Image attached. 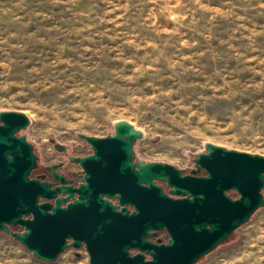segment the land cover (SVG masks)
Wrapping results in <instances>:
<instances>
[{
	"label": "rangeland",
	"instance_id": "1",
	"mask_svg": "<svg viewBox=\"0 0 264 264\" xmlns=\"http://www.w3.org/2000/svg\"><path fill=\"white\" fill-rule=\"evenodd\" d=\"M4 110L32 120L34 174L59 159L51 138L83 155L79 133L120 120L144 132L138 160L185 172L207 141L264 155V0H0ZM88 261L85 247L39 260L0 231V264ZM195 264H264V207Z\"/></svg>",
	"mask_w": 264,
	"mask_h": 264
},
{
	"label": "water",
	"instance_id": "2",
	"mask_svg": "<svg viewBox=\"0 0 264 264\" xmlns=\"http://www.w3.org/2000/svg\"><path fill=\"white\" fill-rule=\"evenodd\" d=\"M31 123L25 112H0V231L39 260L53 262L70 247H85L84 264H195L264 207L263 154L207 141L189 172L133 160L144 132L127 120L105 137L79 133L93 149L72 157L84 179L75 184L50 165L60 182L54 185L34 174L39 156L19 134ZM158 230L168 231L167 242L153 240Z\"/></svg>",
	"mask_w": 264,
	"mask_h": 264
},
{
	"label": "flooded vegetation",
	"instance_id": "3",
	"mask_svg": "<svg viewBox=\"0 0 264 264\" xmlns=\"http://www.w3.org/2000/svg\"><path fill=\"white\" fill-rule=\"evenodd\" d=\"M50 142L53 145L54 149L60 153L59 159L56 162H53L51 164L44 166L42 171L39 173H36V174H44L46 179L51 180L54 183V185H59L60 182H58L56 179H54L53 172L48 168V166H50V165H56V168H55L56 172L63 173L66 175L67 178L73 179L75 184L81 183L84 179L83 178L84 177L83 169L78 162L72 160V157H77V156L86 157V156L91 155L93 153V149H92L91 144L86 141V144L89 145V148H90L89 152L81 155V154L73 152L72 148L68 144L62 143L64 146H62V149L60 150V149H57L55 147V142H52V141H50ZM79 146H82V145L80 144ZM133 160H137V156H135V158ZM37 169H38V167H37ZM37 169L35 170V172L37 171ZM202 173H204V172H202ZM165 188H166V190H169L168 187H165ZM115 202H117V201L115 200ZM158 239H161V242H167L169 239L168 231L167 230H158V233L153 238V240L157 241ZM70 248H72V247H70Z\"/></svg>",
	"mask_w": 264,
	"mask_h": 264
}]
</instances>
